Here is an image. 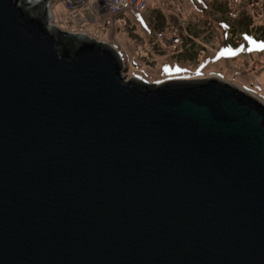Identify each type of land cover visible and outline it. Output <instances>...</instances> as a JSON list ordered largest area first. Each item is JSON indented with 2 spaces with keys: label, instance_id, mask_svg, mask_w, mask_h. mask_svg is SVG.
Listing matches in <instances>:
<instances>
[{
  "label": "water",
  "instance_id": "1",
  "mask_svg": "<svg viewBox=\"0 0 264 264\" xmlns=\"http://www.w3.org/2000/svg\"><path fill=\"white\" fill-rule=\"evenodd\" d=\"M20 1L0 0V264H264V103L126 82Z\"/></svg>",
  "mask_w": 264,
  "mask_h": 264
},
{
  "label": "rangeland",
  "instance_id": "2",
  "mask_svg": "<svg viewBox=\"0 0 264 264\" xmlns=\"http://www.w3.org/2000/svg\"><path fill=\"white\" fill-rule=\"evenodd\" d=\"M51 1L43 6L40 0H21L19 6L32 18L44 15L46 27L51 20L63 31L69 23L70 29H82L80 16L62 3L56 4L53 20ZM94 4L87 3L93 10ZM112 20L101 36L95 33L100 26L91 23L92 39L121 51L124 81L157 86L217 77L264 102V0H151L142 13L128 10Z\"/></svg>",
  "mask_w": 264,
  "mask_h": 264
},
{
  "label": "built area",
  "instance_id": "3",
  "mask_svg": "<svg viewBox=\"0 0 264 264\" xmlns=\"http://www.w3.org/2000/svg\"><path fill=\"white\" fill-rule=\"evenodd\" d=\"M148 1L149 0H101L102 3L101 11L106 15L118 13L121 10L130 9V8L133 10L140 11L147 5ZM68 8L74 9L75 6L73 5V3L69 1Z\"/></svg>",
  "mask_w": 264,
  "mask_h": 264
},
{
  "label": "trees",
  "instance_id": "4",
  "mask_svg": "<svg viewBox=\"0 0 264 264\" xmlns=\"http://www.w3.org/2000/svg\"><path fill=\"white\" fill-rule=\"evenodd\" d=\"M25 15H28L27 12H25ZM42 17H44V15ZM42 17L40 16L39 19ZM42 21L45 22L44 18H42ZM71 37L72 36H68L67 34L60 33L55 37V43L58 48H65L69 51L70 55H74V53L79 49V44L77 39Z\"/></svg>",
  "mask_w": 264,
  "mask_h": 264
},
{
  "label": "crops",
  "instance_id": "5",
  "mask_svg": "<svg viewBox=\"0 0 264 264\" xmlns=\"http://www.w3.org/2000/svg\"><path fill=\"white\" fill-rule=\"evenodd\" d=\"M55 8H56V6H55ZM96 6H95V9L93 10L89 5L86 7V8H84L83 10H84V12L83 13H78V18H79V16H80V20H81V22L83 21V18L84 17H86V16H91V17H93V18H96V17H98V15H97V10H96ZM63 9H64V7H63ZM87 9H89V10H87ZM65 10V9H64ZM74 20H75V22L76 21H78V22H80V20H78L77 19V17H75L74 16ZM81 24H83V23H81ZM113 24V23H112ZM112 24H111V26H112ZM57 26H59L58 24H56ZM91 26H93V25H91ZM122 26V25H121ZM79 27H82V29L81 28H76V30H79L80 29V31H86V30H88L91 34H92V32H91V28H90V24L88 25V28H84L83 29V27H85V25H83V26H79ZM123 33V31L121 32V34ZM255 35V34H254ZM257 38V37H256Z\"/></svg>",
  "mask_w": 264,
  "mask_h": 264
},
{
  "label": "clouds",
  "instance_id": "6",
  "mask_svg": "<svg viewBox=\"0 0 264 264\" xmlns=\"http://www.w3.org/2000/svg\"><path fill=\"white\" fill-rule=\"evenodd\" d=\"M28 10V9H27ZM46 23V22H45ZM46 26V25H45ZM55 32V33H54ZM57 32L58 31H52V33H53V35H57ZM59 34H60V32H58ZM64 34H66V33H64ZM68 35V34H67ZM69 36H71V35H69ZM76 37H79V38H82V37H80V36H76ZM84 39H88V40H92L90 37H83Z\"/></svg>",
  "mask_w": 264,
  "mask_h": 264
},
{
  "label": "snow or ice",
  "instance_id": "7",
  "mask_svg": "<svg viewBox=\"0 0 264 264\" xmlns=\"http://www.w3.org/2000/svg\"><path fill=\"white\" fill-rule=\"evenodd\" d=\"M253 43H255V42H253ZM261 47H264V46H261Z\"/></svg>",
  "mask_w": 264,
  "mask_h": 264
},
{
  "label": "bare ground",
  "instance_id": "8",
  "mask_svg": "<svg viewBox=\"0 0 264 264\" xmlns=\"http://www.w3.org/2000/svg\"><path fill=\"white\" fill-rule=\"evenodd\" d=\"M50 16H51V14H50Z\"/></svg>",
  "mask_w": 264,
  "mask_h": 264
}]
</instances>
